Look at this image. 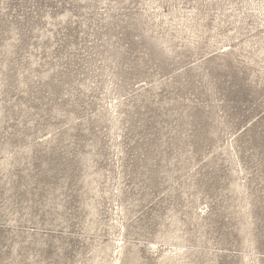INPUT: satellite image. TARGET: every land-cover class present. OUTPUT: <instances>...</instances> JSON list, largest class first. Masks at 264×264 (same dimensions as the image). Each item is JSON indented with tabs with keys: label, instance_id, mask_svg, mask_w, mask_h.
Returning <instances> with one entry per match:
<instances>
[{
	"label": "rangeland",
	"instance_id": "obj_1",
	"mask_svg": "<svg viewBox=\"0 0 264 264\" xmlns=\"http://www.w3.org/2000/svg\"><path fill=\"white\" fill-rule=\"evenodd\" d=\"M264 264V0H0V264Z\"/></svg>",
	"mask_w": 264,
	"mask_h": 264
},
{
	"label": "bare ground",
	"instance_id": "obj_2",
	"mask_svg": "<svg viewBox=\"0 0 264 264\" xmlns=\"http://www.w3.org/2000/svg\"><path fill=\"white\" fill-rule=\"evenodd\" d=\"M163 264V263H162Z\"/></svg>",
	"mask_w": 264,
	"mask_h": 264
}]
</instances>
